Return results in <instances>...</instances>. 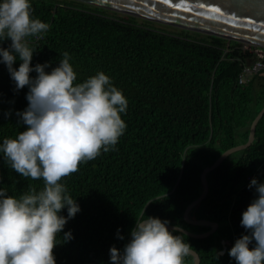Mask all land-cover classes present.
<instances>
[{
  "label": "trees",
  "instance_id": "obj_1",
  "mask_svg": "<svg viewBox=\"0 0 264 264\" xmlns=\"http://www.w3.org/2000/svg\"><path fill=\"white\" fill-rule=\"evenodd\" d=\"M32 4L33 16L51 26L32 41L37 49L33 65L51 61V71L66 51L76 83L104 71L128 99L127 112L121 114L127 128L116 150L81 163L62 179L81 211L60 234L71 230L74 238H58L60 244L53 249L57 264H111L110 247L123 249L143 211L191 233L207 231V225L186 222L183 212L201 192L202 169L227 148L246 142L250 123L264 105V70L242 84L239 74L244 65L264 57L251 45L244 49L238 41L180 27L167 30L151 20L111 15L82 1ZM14 88L0 64V142L27 127L18 122L16 112L27 107L28 88ZM0 176V187L8 188V195L18 197L29 186H44L42 180L11 169L3 156ZM206 178L207 195L188 215L218 227L204 238L180 234L198 254V264H236L228 252L246 232L242 212L256 195L248 185L252 178L264 181V113L252 143L230 153ZM61 214L66 216L67 210ZM192 262L190 254L185 264Z\"/></svg>",
  "mask_w": 264,
  "mask_h": 264
},
{
  "label": "clouds",
  "instance_id": "obj_2",
  "mask_svg": "<svg viewBox=\"0 0 264 264\" xmlns=\"http://www.w3.org/2000/svg\"><path fill=\"white\" fill-rule=\"evenodd\" d=\"M33 12L32 0H0V64L6 66L15 91L28 88V105L16 112L18 122L27 127L0 142V156L23 177L44 185L39 190L29 186L18 197L0 187V264H57L53 249L60 244L58 238H74L71 230L60 234L81 211L62 179L81 163L116 150L127 128L121 114L127 112L128 99L104 71L76 83L66 51L51 71V61L32 64L37 49L30 38H42L51 28ZM248 187L256 195L242 212L246 232L228 254L236 264H264V181L252 178ZM64 209L66 216L61 214ZM170 223L143 211L123 249L110 247L111 264H185L193 248L179 226L169 229ZM117 237L124 239L120 229Z\"/></svg>",
  "mask_w": 264,
  "mask_h": 264
},
{
  "label": "water",
  "instance_id": "obj_3",
  "mask_svg": "<svg viewBox=\"0 0 264 264\" xmlns=\"http://www.w3.org/2000/svg\"><path fill=\"white\" fill-rule=\"evenodd\" d=\"M106 10L108 13L123 16L134 15L138 21L151 20L155 26L174 30L190 29L206 34L216 35L227 40L243 43L244 49L249 45L256 47V53L264 57V0H76ZM219 8L220 11L213 9ZM264 113V105L252 119L246 142L239 143L224 150L210 165L205 166L201 173V192L184 209L183 218L192 224L209 226L202 233H191L181 227V231L195 238H204L213 233L218 225L204 219H191L190 209L205 198L208 192L206 174L216 168L230 153L248 147L255 135V126ZM176 226L169 225V228ZM221 254L225 251L222 241ZM192 264L199 263L198 254L192 250Z\"/></svg>",
  "mask_w": 264,
  "mask_h": 264
},
{
  "label": "built area",
  "instance_id": "obj_4",
  "mask_svg": "<svg viewBox=\"0 0 264 264\" xmlns=\"http://www.w3.org/2000/svg\"><path fill=\"white\" fill-rule=\"evenodd\" d=\"M38 38H30L31 41L37 40ZM264 70V59H257L253 63L246 64L241 69L239 74V83H246L250 78L258 76L261 71Z\"/></svg>",
  "mask_w": 264,
  "mask_h": 264
},
{
  "label": "snow or ice",
  "instance_id": "obj_5",
  "mask_svg": "<svg viewBox=\"0 0 264 264\" xmlns=\"http://www.w3.org/2000/svg\"><path fill=\"white\" fill-rule=\"evenodd\" d=\"M164 2L165 3H169L170 2V0H164ZM214 11H217V12H219L220 11V9L219 8H215V9H213Z\"/></svg>",
  "mask_w": 264,
  "mask_h": 264
},
{
  "label": "rangeland",
  "instance_id": "obj_6",
  "mask_svg": "<svg viewBox=\"0 0 264 264\" xmlns=\"http://www.w3.org/2000/svg\"><path fill=\"white\" fill-rule=\"evenodd\" d=\"M109 14H111V15H115V16H119V15L112 14V13H109ZM156 27H159V26H156ZM160 28H162V27H160ZM164 29H166V28H164ZM167 30H169V29H167Z\"/></svg>",
  "mask_w": 264,
  "mask_h": 264
}]
</instances>
